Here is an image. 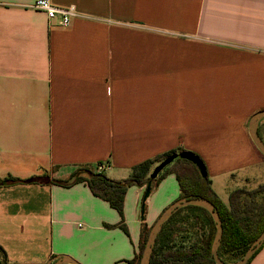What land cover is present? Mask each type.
Segmentation results:
<instances>
[{"label":"crops","instance_id":"1","mask_svg":"<svg viewBox=\"0 0 264 264\" xmlns=\"http://www.w3.org/2000/svg\"><path fill=\"white\" fill-rule=\"evenodd\" d=\"M35 1L0 0V181H22L0 187V262L129 264L143 224L182 199L169 174L141 214L146 186L130 188L127 236L106 227L120 215L87 185L53 182L80 167L119 181L184 149L212 188L227 173L258 186L247 171L264 175L249 134L264 110V0H52L77 8L67 28ZM232 191L223 201L214 190L226 205ZM249 264H264V246Z\"/></svg>","mask_w":264,"mask_h":264},{"label":"trees","instance_id":"2","mask_svg":"<svg viewBox=\"0 0 264 264\" xmlns=\"http://www.w3.org/2000/svg\"><path fill=\"white\" fill-rule=\"evenodd\" d=\"M262 127L263 129L261 128L259 132L264 141V123ZM183 151L185 150L178 149L158 156L153 160L140 163L132 169V175L124 180H112L107 177L104 171H97L90 167H80L74 171L69 179L53 182L66 188L80 183L87 185L93 196L107 202L120 215L121 221L118 225H107L106 227H119L129 236L124 220V204L128 190L132 187L146 186L149 182L153 185L154 182L162 181L167 175L174 174L179 183L180 198L205 199L214 205L223 227L219 256L226 263L230 264L228 259L231 260V263H234L243 258L246 251L264 231V184L258 185L250 191L243 188L233 190L229 195V203L226 205L214 192L209 176L205 179L202 178L198 169L186 160L177 158L172 164L164 168L156 178H151L155 164H160L173 154ZM258 153L264 162V156L259 151ZM101 165L99 164L98 168ZM82 172L86 176H82ZM20 182L22 181L19 179L8 178L0 181V187ZM183 212H201L203 216H192V221L189 217L188 220L191 223H184L188 224V227L185 229L179 227L177 230V233L186 234V236L179 238L174 236L173 233H169L168 226ZM150 229L143 224L139 253L129 264H140V258ZM194 230H196L195 235ZM190 232L194 235V239L188 235ZM215 234L216 223L208 211L193 206L183 208L175 213L163 226L154 246L150 264H215L212 255ZM0 254L5 255V251L1 247ZM0 264L6 263L0 262Z\"/></svg>","mask_w":264,"mask_h":264},{"label":"water","instance_id":"3","mask_svg":"<svg viewBox=\"0 0 264 264\" xmlns=\"http://www.w3.org/2000/svg\"><path fill=\"white\" fill-rule=\"evenodd\" d=\"M263 120H264V110L259 111L256 114H254L249 123V134H250L251 140L254 146L256 147V149L264 156V141L259 133V126ZM177 158L190 162L198 169L202 178L204 179L208 178V172H207L205 163L198 155H196L195 153L191 151H183L180 153H175L171 157L162 161L153 171L151 178L152 179L156 178L158 174L162 172L164 168L172 164ZM151 189H152V183L149 182L146 185V189H145V193L143 197L142 213H144L145 202L150 196ZM190 206L205 209L206 211L210 213V215L212 216L213 220L216 223V234H215L214 241L212 244V255H213L214 262L215 264H229V263L224 262L219 256V248H220L221 240L223 236V227H222L220 216L218 212L215 210L214 205L205 199H180L174 202L173 204H171L169 207H167L161 213V215L158 217V219L155 221V223L150 229L149 235L147 237V241L145 243V246H144L141 258H140V264H150L154 246L156 244L158 235L163 229V226L179 210L186 208V207H190ZM263 245H264V231L254 241L251 247L246 251L242 259L234 263H230V264H248L250 260L254 257V255L263 247ZM55 264H80V263L72 259L71 257L63 256L60 259H58L55 262Z\"/></svg>","mask_w":264,"mask_h":264},{"label":"rangeland","instance_id":"4","mask_svg":"<svg viewBox=\"0 0 264 264\" xmlns=\"http://www.w3.org/2000/svg\"><path fill=\"white\" fill-rule=\"evenodd\" d=\"M263 135H264V131H263ZM196 155H198L197 153H195ZM201 159L202 157L200 155H198ZM203 160V159H202ZM203 162L205 163V161L203 160ZM159 164H155L154 167H153V171L156 169V167L158 166ZM205 166L207 167L206 163H205ZM208 168V167H207ZM264 169V168H263ZM208 170V169H207ZM260 170H262V167H259L257 168L256 170H248L247 172H258L259 175L257 176V178H255V182L256 184H263L264 183V175H261L260 173ZM208 172V171H207ZM245 173V172H243ZM82 176H86V174L84 172H82L81 174ZM240 175H242V173H240ZM213 182H214V186H213V189L215 190V192L218 194V196L224 201V200H228V192L230 190H234L238 187H240L239 185V178L237 179L236 176H231V174L227 173V174H222V175H219L217 177H214L213 179ZM176 182V180H174ZM161 182V181H160ZM159 181L158 182H154L153 185H152V188H158L159 186ZM174 182V183H175ZM242 183V182H241ZM175 185V184H173ZM243 185V184H242ZM175 187H179L178 183H176V186ZM256 187V186H255ZM255 187L253 186H246V185H243L241 188L245 189V190H253ZM179 189V188H178ZM162 190L163 192L165 193H171L173 191V186L170 182V184L168 182H166V184L162 187ZM175 190V189H174ZM128 197V195H127ZM144 197V195H143ZM133 204H134V201H133V197L131 195H129V208L130 210L133 212ZM142 204H143V198H142V202H141V205H140V213L142 214ZM147 208H148V204L145 203V211L147 212ZM192 216L195 217V216H203V214L201 212H183L182 214L178 215L171 223L170 225L168 226V229L170 230L169 233L170 234H174V236H178L179 238L180 237H185L186 234H179L177 233V230L179 227H183V229L187 228L188 224H184V223H191V219H192ZM190 217V220H188V218ZM127 224V222H125ZM130 226L131 223H130ZM195 231H193L194 235H195ZM102 235L106 236L107 234L106 233H102ZM111 236L113 234H110ZM188 235H190L192 237V239H194V235L190 232ZM110 236V237H111ZM193 241V240H192ZM228 262L231 263V260L228 259Z\"/></svg>","mask_w":264,"mask_h":264},{"label":"built area","instance_id":"5","mask_svg":"<svg viewBox=\"0 0 264 264\" xmlns=\"http://www.w3.org/2000/svg\"><path fill=\"white\" fill-rule=\"evenodd\" d=\"M33 8L44 12L49 20H56L57 25L62 28L69 27L72 21L79 16L74 5L58 7L52 3V0H36ZM105 168V165H101L98 170L103 171Z\"/></svg>","mask_w":264,"mask_h":264}]
</instances>
